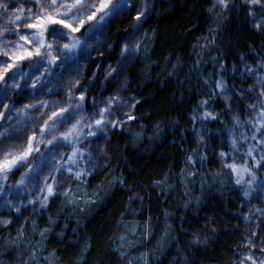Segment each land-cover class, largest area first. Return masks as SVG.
<instances>
[{
    "label": "trees",
    "instance_id": "obj_1",
    "mask_svg": "<svg viewBox=\"0 0 264 264\" xmlns=\"http://www.w3.org/2000/svg\"><path fill=\"white\" fill-rule=\"evenodd\" d=\"M0 4L8 5L0 7V18L6 10L36 9L34 0H0ZM152 4L137 33L139 51L125 73L127 87L121 96L127 108L115 112L111 119L117 125L105 124L103 131L93 123L100 118L92 114L94 109L98 113L95 101L116 94L115 84L104 81L106 87H101L104 71L120 59L141 0L100 37L99 44H93L98 50L90 57L79 59L80 50L68 59L60 55L53 79L48 73L28 72L51 49L44 48L42 57L32 50L33 56L14 62L16 66L0 53V84L16 73L22 78L0 101V113L7 112L0 123L4 134L0 139L8 138L13 148L21 150L26 136L42 139V148H33L31 155L37 160L55 135L57 140L49 143L54 154L36 178L39 183L62 181L45 201L47 207L39 201L9 212V223L0 228V264H239L248 253L246 237L252 233L246 234V200L219 156L226 147L221 134L231 126L232 113L214 89L221 76L250 64L264 44V29L257 30L248 15L252 10L257 17L264 16V8L243 0H230L221 10L212 7V0H152ZM82 19L81 31L71 33L79 39H85L91 23ZM75 24L79 26V21ZM6 33H0V39ZM45 40L55 43L47 34ZM77 62L78 70L85 66L84 88L74 86L69 100L64 72H75ZM81 92L83 101L78 100ZM202 100L208 101L217 119H192L194 112L202 113L207 106L200 107ZM234 101L243 118L246 102L236 95ZM53 107L57 113L70 108L74 118L66 121L60 115L55 121L57 117L50 114ZM22 117L24 127H18ZM81 117L79 132L65 141L61 133ZM54 123L60 125L54 128ZM197 130L204 136L199 144ZM89 131L97 136H88ZM96 145L104 152L99 149L87 156ZM200 156L207 158L201 161ZM30 164L25 159L9 179L17 182ZM88 167L92 170L87 175L74 176ZM255 209L264 210V202ZM253 216L252 238L257 244L264 237V215ZM252 252L264 257V252Z\"/></svg>",
    "mask_w": 264,
    "mask_h": 264
},
{
    "label": "snow or ice",
    "instance_id": "obj_2",
    "mask_svg": "<svg viewBox=\"0 0 264 264\" xmlns=\"http://www.w3.org/2000/svg\"><path fill=\"white\" fill-rule=\"evenodd\" d=\"M137 0H34V5L38 9L37 11H33L32 9H28L29 15L25 18L29 23L24 25L28 30L37 29L38 35L40 36V42L36 43L37 33L29 31L27 35H23L19 33L20 25L17 24V35H19V39L23 40L26 44H36V56H43L41 49L48 48L54 49L59 55L53 56L51 52H48L47 55L51 57L48 61L49 63H55L60 55H63L65 59L69 58V54L76 53V50H80L79 59L87 58L91 56L92 51L98 50L93 46V44L100 43V37L105 36L107 31H111L112 26L116 23V21L125 15H130V9L135 7ZM248 3L253 6H260L264 8V2L262 0H248ZM219 4L221 8L228 7V0H215L213 7ZM0 7L7 9L8 5L0 4ZM153 7L152 0H141V7L137 10L136 15L134 17L135 23L132 25L133 31L129 34L127 39L123 42L120 49V59L117 60L116 66H109L104 71L103 81L101 83V87H106L104 81L107 84H115L116 94L113 96L104 99L101 96V99L95 101L96 108L98 109V113L95 112L100 118L94 119L93 123L100 128L101 131L104 130L103 126L107 123H110L113 127H115L118 123L117 120H107L105 116L107 113L121 112L122 111V100L121 90L127 87L126 76L125 73L128 71L129 66L132 64L135 59L136 52L139 51V41L137 38V33L143 28L142 20L149 14ZM18 11L22 14L25 9L20 8ZM211 11V9H209ZM47 13V15H45ZM249 17L253 20H256V24L254 27L259 30L264 27V16L257 17L255 12L250 10L248 13ZM82 17H86L87 21L91 22L89 25L88 32L84 33L85 39L73 38L71 42H65L68 40V36L64 31L67 29L71 33H78L81 31V28L85 24V20ZM22 16L16 15L14 20H11V23H15L16 21H21ZM79 21V26H76L75 22ZM10 29L2 28L0 29V33L8 32ZM45 34L51 36L55 43H48L45 40ZM89 41H93V43H89ZM135 41V42H134ZM7 43V42H6ZM18 47H23L18 45ZM111 47V45H108ZM26 56H17V60H24L25 58H31L33 53L31 51H27L25 49ZM3 55L8 56V52H4ZM3 63H7V61H3ZM71 67V66H70ZM78 70L79 65L78 62L75 65ZM258 68H264V62H258L256 68L245 66V71L253 75L255 77L256 85H259L261 91L257 94V100L254 103H249L247 107L251 110V115L247 120L241 121L238 114L232 116L233 127L228 129V144L231 151H238L239 144L244 141H254V143H250L246 152V156L251 158L254 162V168H264V74L256 75V71ZM38 70V69H37ZM3 79V77H0ZM80 83L79 79L75 81L69 80L68 88H69V100L72 99L71 89ZM207 83V81H205ZM254 86H250L249 91L253 89ZM215 89L223 96V99L226 104H228L230 100V95L228 86L224 82V79L221 78L215 82ZM243 96V93H240ZM5 96H7V84H5ZM85 94L81 92L78 100H85ZM123 103H127V101H123ZM208 103L207 100H202L200 102V107L203 108L204 105ZM100 104H104V107H100ZM134 107L135 105H131ZM5 108L8 107L7 104L4 105ZM24 107H32L31 105H25ZM79 107V105H77ZM20 111V110H18ZM126 114V113H125ZM3 113H0L2 116ZM53 117H57L60 115L65 116L66 121H71L74 118L75 113L70 110V108H61L59 113L53 112ZM129 119H134V117L129 116ZM80 119L76 120V123L72 125L71 128L68 129L67 132L61 133V137L67 141L69 136L73 133H78L79 129L77 125L81 123ZM192 119L194 121H206V120H215L217 116L214 112L211 111H203L202 113L194 112L192 115ZM87 128H91L92 124L85 125ZM247 127L250 131V136L246 133L241 132L239 137L236 136L235 131L236 128ZM43 131V129H42ZM4 134L0 133V137ZM88 136L96 137L97 133L95 131H89L87 133ZM197 144L204 140V136L200 134V131L197 130ZM32 137L29 136L27 138V146L23 151L19 153V155H13V151L11 146L8 144V138L0 139V149L8 148L9 150L2 151V158H0V172H3L5 175L3 179H7V173L10 172L14 167H20L23 165V161L29 156V154L33 151L32 148ZM104 139H107V134L105 133ZM57 140V137L53 135L52 140H49L48 143L52 144ZM75 149L73 152L75 153ZM101 152H104V148H100ZM195 152V149L193 150ZM259 152V159L256 158L254 153ZM229 153L220 151L219 156L223 162L225 157H227ZM207 157L200 156L199 160L203 161ZM69 160H72V157H69ZM193 160V156L188 157V161L191 162ZM248 161L245 160L244 164L237 165L236 163H225L223 166L229 168L234 174L237 175V179L235 183L237 185L242 186V195L247 199L254 192L264 191V179H261L257 172L253 170V167L247 166ZM42 167H47V161L41 162ZM31 167V166H29ZM35 171V170H33ZM68 171L71 173L72 169L69 168ZM245 174L249 177L245 180ZM76 178L81 176V171L75 172ZM18 184H23V180L18 181ZM156 183H160L157 181ZM246 185V186H244ZM47 195L41 199V207H47L45 201H47L48 197L54 194L53 186L46 185ZM44 191V189H41ZM10 194V190L0 188V207L5 208H13L14 201L3 199L5 195ZM32 203V201H29ZM19 211V208H16ZM256 212H260L264 215V210L256 209ZM250 219L249 215L244 216V220L247 221ZM2 224H8L9 221L7 219L0 220ZM43 235V234H42ZM255 235V231H253L251 236L246 237V245L249 249L248 253L244 255V258L239 262V264H245V261L250 262V264H264V258L256 257L255 254L251 251L252 248L256 247V242L252 238ZM194 243L197 241H193ZM88 245H85V250H87ZM260 251L264 252V247H260Z\"/></svg>",
    "mask_w": 264,
    "mask_h": 264
},
{
    "label": "rangeland",
    "instance_id": "obj_3",
    "mask_svg": "<svg viewBox=\"0 0 264 264\" xmlns=\"http://www.w3.org/2000/svg\"><path fill=\"white\" fill-rule=\"evenodd\" d=\"M230 0H228L229 3ZM246 4L248 3V0H243ZM215 3V0H212V7L213 4ZM251 5V4H249ZM216 10H221L222 8L219 6V4L216 5V7H213ZM28 10V9H27ZM25 11L24 13H20V12H15V13H11L10 11H5V14H2L1 18H0V25L5 26L7 28L10 29V31H8L1 39H0V53H4V52H8V56H9V60L13 62H21V60H17L16 57L17 56H26V52L25 49L27 51H31L34 50L36 51V44H26L23 40L19 39V35H17V24L20 25L19 28V33L23 34V35H27L29 31L37 33V37H36V43L40 42V36L38 35V31L37 29H32V30H28L24 25H26L27 23H29L30 21H28L27 19H25L29 13L28 11ZM37 11L38 9H33V11ZM16 15H21L22 16V20L21 21H16L15 23H11V20H14ZM45 15H47V13H45ZM256 20H253V24H256ZM264 29V27H262ZM67 30V29H66ZM67 36L68 34H70V36L68 37V40L65 42H71V40L73 38H76L77 36H72L71 32H69L67 30L66 32ZM10 37V38H9ZM137 38H138V34H137ZM7 42V43H6ZM135 42V41H134ZM18 45H21L23 47H18ZM79 49L76 50V52ZM41 52L44 53V48L41 49ZM50 52H52V49L50 50ZM53 52H56L53 49ZM33 53V52H32ZM34 54V53H33ZM45 54V53H44ZM75 54V53H74ZM53 56H57L59 55L57 52L56 53H52ZM63 56V55H61ZM51 59V57H49L48 55H46V57L44 59H42L37 66H32L29 69V73H33L34 75L36 74H40V73H48V79H53L56 77L57 73H58V67H55V65L60 62V60L58 59L55 63H49L48 61ZM64 59V58H63ZM23 61V60H22ZM258 62H264V44L259 48L258 52L254 55L253 61L250 64H247V66L256 68L257 63ZM15 66L17 64H14ZM246 66V65H245ZM245 66L242 68V70L240 72H236V71H231L230 74L228 75V77L225 76H221V78L224 79V82L226 83V85L228 86V90H229V95H230V100L228 102V104L225 103L223 96L216 90L214 89L215 95L221 97V99L223 100L224 104L226 105L227 109H229L233 115H236L238 113V108L236 107L235 101H234V95L238 96L239 98L243 99L246 102V107L249 103H254L257 100V94L261 91L259 85H256V81H255V77L253 75L248 74L245 71ZM81 69L76 70L75 68V72H70V71H65L64 74H67L66 76H64V84L63 86H65L66 84L68 85L69 80L71 79L72 81H75L76 79H79L80 83L77 86V88H84L83 84H82V79L84 77V68L85 66L83 64H81ZM38 69V70H37ZM19 70V69H18ZM0 74H1V70H0ZM264 74V68H258L256 71V75H261ZM246 76L249 77V80H245ZM1 77V76H0ZM38 77V76H37ZM220 78V79H221ZM22 80L21 77H19V74L16 73L15 75H13L11 77V80L8 82H3L2 84H0V101H2L3 99H5V84H7V93L8 90L13 88L15 85H18L20 83V81ZM0 81H2V79H0ZM250 86H254L253 89L251 91H249ZM68 87V86H67ZM246 92V93H245ZM240 93H243V96L240 95ZM123 98V96H121ZM98 101V100H97ZM124 100H122L121 104H122V108H127L126 107V103H123ZM124 106V107H123ZM94 107V105H93ZM96 107V105H95ZM100 107H104V104H100ZM247 112L245 113L243 118H240L241 121L247 120L250 115H251V110L247 107ZM210 111V104L208 103L207 106L204 107L203 111ZM57 109H55V107L52 108L50 114L52 115L53 112L57 113ZM211 112H213V110H211ZM7 113V112H6ZM6 113H4L2 116H0V123L2 122L3 118L5 117ZM20 114V113H19ZM80 114V113H79ZM94 114V113H92ZM21 115V114H20ZM113 113H107L105 116L106 121L107 120H112L111 118L115 117L113 116ZM8 116L11 118V114L9 113ZM23 116V115H22ZM240 117V116H239ZM58 118V117H57ZM55 119V121H59L60 118ZM98 118V117H97ZM25 118H21V121L17 122L18 127H24V121ZM27 120V119H26ZM106 124H108L106 122ZM56 125V126H55ZM60 125V123H54L52 127L57 128ZM97 126L95 125V128ZM233 127V122H232V118H231V126ZM229 127V128H230ZM13 126L10 127V129H12ZM71 128V127H70ZM228 128V129H229ZM79 129V128H78ZM228 129H225V131L221 134L222 138L224 140V144H225V150L224 152L229 153V155L227 157H225L224 161L225 163L231 164V163H236L237 165H242L244 164L245 160L248 161L247 166L248 167H253L254 166V162L251 158L246 156V152L248 149V146L250 143H254V141H244L241 142L239 145H243L241 150H238L237 152L235 151H231L229 144H228ZM53 130V129H52ZM246 133L250 136V131L247 127H241V128H236L235 134L237 137H239L240 133ZM71 135H75L76 133H73ZM29 136H26V139ZM32 148L35 149H40L42 148V139H39L38 141H35V138L37 137H32ZM81 140V138H78V140ZM8 144L11 146V149L13 151V155H19V153L23 150H21L20 148H13V144L12 142H8ZM48 145H45V147H43L41 154L38 156L39 158L35 161L32 160L31 155L34 153V151H32L29 156L26 158V160L30 161L31 164L29 166L31 167H26L25 170L21 173L22 177L19 178L18 181L23 180V184H18L17 182L11 181L9 178L11 176V172L16 169L17 167H14L10 172L7 173V179H3L4 177V173L0 172V188H4V189H8L10 190V194L5 195L3 197V199L6 200H12L14 201V207L13 208H5V207H0V220H4L7 219L8 220V216H9V212H11V210H16L17 207H20L21 205H24L26 203H29V201L32 202H39L41 201V199H43L44 196L47 195V189H46V185H52L53 186V190L55 189V186L58 187L59 189L61 188L59 185H62V181L60 179L55 180H51L50 183L41 181L40 183L37 182V178L36 175L38 173V170H42V168H44L46 170L47 167H42L41 166V162L42 161H47L50 160V158H52L53 154H54V150L50 147L49 143H47ZM13 146V147H12ZM27 146V144L25 145V147ZM73 149H76L75 147H72ZM94 150H91L89 152H86L87 156H93V152H95V150L98 152L100 149L99 145H96L95 147H93ZM9 149H0V158H2V151H6ZM92 153V154H91ZM77 155V153H76ZM254 155L256 156L257 159H259L260 153L256 152L254 153ZM96 159V157H95ZM25 160L23 161V165L24 166ZM94 163V162H91ZM95 164H91L90 166H95ZM35 170V171H33ZM91 168H85L82 169L81 174L82 173H86V174H82V175H87L89 173V171H91ZM253 170L257 172V175L261 178L264 179V168H254ZM234 174V173H233ZM75 176V175H74ZM235 179H237V175L234 174ZM245 180H247L249 177L247 176V174H245ZM242 189V186L239 185ZM246 186V185H244ZM41 189H44V191H41ZM58 191V190H57ZM56 191V192H57ZM36 193H39V195H36ZM55 193V192H54ZM43 194V195H42ZM52 196V195H51ZM49 196V197H51ZM48 197V198H49ZM246 200V206H247V210H248V214L250 216V219L247 221L248 222V227L246 229V234L248 235L249 233H253L254 231V223L256 222V217H254L253 215H258L259 212H256L255 208L256 206L260 205V203L264 202V191L261 192H254L249 198H245ZM0 203H2V201H0ZM252 225H250V224ZM4 224L0 223V228L1 226H3ZM257 246L252 248L251 251H254L255 249L260 251V247H264V237H262L261 239H259V241L256 244ZM249 251V250H248ZM247 254V253H246ZM256 257H261L260 254L254 253ZM264 258V257H263ZM245 264H250V262L245 261Z\"/></svg>",
    "mask_w": 264,
    "mask_h": 264
}]
</instances>
